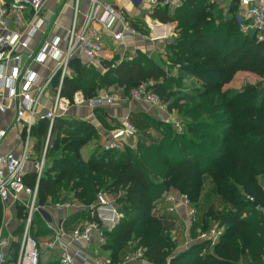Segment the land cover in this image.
<instances>
[{
    "label": "trees",
    "instance_id": "obj_1",
    "mask_svg": "<svg viewBox=\"0 0 264 264\" xmlns=\"http://www.w3.org/2000/svg\"><path fill=\"white\" fill-rule=\"evenodd\" d=\"M237 5L231 2L224 14L217 1L183 0L173 10L155 7L150 18L162 24H179V33L167 48L183 73L210 76L212 80L245 70L264 77V39L255 33H242L233 15ZM102 64L111 79L100 76L102 68L87 67L77 56L71 58L61 95L71 98L81 91L90 98L97 93V86L105 83L114 85L125 96L144 80L164 76L163 69L146 65L134 56L121 61L116 56ZM58 79L55 76L52 85ZM258 85H247L229 94L213 84L206 92L197 91L196 96L202 100L184 109L178 100L174 108L190 119L184 124L185 132L177 133L170 123L151 121L161 133L157 141H140L137 152L91 150L84 154L81 150L96 133L94 127L70 117L56 119L51 129L54 139L45 152L46 165L38 184L39 201L47 203L60 183V188L68 192L62 198L71 197L85 208L96 202L99 192L115 197L125 218L114 230L103 232L104 238L110 240L101 249L110 252L111 264L116 263L131 239L139 242L146 264H243L246 260L264 264V189L258 180L264 176V87ZM162 92L161 88L156 93L167 99L169 94ZM216 110L221 111L214 113ZM104 111L107 109L96 113ZM99 119L103 125L105 118ZM47 128L48 122L39 120L31 127L30 137L36 138L37 144L42 142ZM207 179L210 187L199 201ZM34 180L35 173L28 170L24 182L33 187ZM171 189L186 193L194 205L199 202L201 229L211 220L223 226L209 251L201 253L207 242L199 239L198 243L175 250L162 222L151 214L162 194ZM18 208L19 219L23 208ZM80 218H86L83 209L69 215L67 223L72 227ZM2 220L0 205V225ZM21 229L22 224L14 231L5 264L15 262ZM31 232L36 239L50 233L38 214L33 218ZM135 262L139 261L128 264Z\"/></svg>",
    "mask_w": 264,
    "mask_h": 264
},
{
    "label": "built area",
    "instance_id": "obj_2",
    "mask_svg": "<svg viewBox=\"0 0 264 264\" xmlns=\"http://www.w3.org/2000/svg\"><path fill=\"white\" fill-rule=\"evenodd\" d=\"M46 1L0 0V114L14 109L9 123L0 126V147L12 130L20 129L24 134L19 154L0 149V205L6 213L0 225V264H5L6 249L10 241L15 239L11 234L8 237L1 235L3 229H8L7 225L13 219L11 210L15 207L23 208V214L14 220V231L18 228L16 222L22 224V229L13 264H42L41 250L52 252L55 264H111L109 257L103 258L97 254L98 249L105 243L102 223H108L113 228L122 216L116 213L114 205L103 193H99L96 202L86 208L71 197L48 200L42 204L37 192L45 166L46 146L39 161L32 162L30 130L39 120H46L48 128L45 137L48 141L56 119L69 117V112L74 107L86 108L92 114L89 123L102 131V151L135 150L139 133L130 122L129 113L118 117V126L111 130L102 128L95 113L117 107L126 101L159 110L162 108L161 98L151 87L144 84L131 88L125 96L107 90H99L90 98H86L81 91H76L71 98L62 96V82L70 71L71 58L77 56L83 65L97 66L104 71L102 63L105 60L111 61L118 56L121 61L134 56L135 49L128 48V45L137 38L138 31L124 10L107 0H87L84 10L82 0H70L69 25L64 28L63 35H52L47 29L56 25L57 19H46L43 16ZM68 1L64 0L61 6L65 7V2ZM141 1L150 10L157 6L176 9L183 3V0ZM229 2H237L243 8L235 14L242 33H255L258 38L264 39V0ZM38 35L39 40H36ZM33 40L34 49L30 44ZM32 63L43 67L44 73L33 71L30 68ZM55 76L59 79L54 86L52 81ZM87 119L84 118L86 121ZM170 121L176 131H181L182 125L178 118L171 117ZM31 169L35 173L33 187L24 182L25 174ZM159 203L166 212L175 213L179 217L182 211L190 224L198 221V208L186 193L176 189L165 191ZM80 209L86 212V218L71 228L66 227V218L60 217L61 213ZM35 214L41 217L50 230L43 239H36L31 232ZM220 227L223 229V226ZM221 228L200 231L198 239L213 245L221 235ZM95 234L98 236L96 248L91 247ZM75 244L89 246L91 255L82 249L70 251ZM142 257L143 249L139 247L126 256L123 264Z\"/></svg>",
    "mask_w": 264,
    "mask_h": 264
},
{
    "label": "rangeland",
    "instance_id": "obj_3",
    "mask_svg": "<svg viewBox=\"0 0 264 264\" xmlns=\"http://www.w3.org/2000/svg\"><path fill=\"white\" fill-rule=\"evenodd\" d=\"M143 8L144 9L140 8V12L138 16H135L133 19H131L133 24L136 26V29L138 31V36L135 39L136 40L135 43L133 42V44L130 46V49H135L134 57H136V59L141 60L146 65H148L149 63L150 65H152L157 69H163L164 72V76L159 80H153L151 78H148L144 80L141 84L148 85L149 87L152 88L154 92H157V90L162 88L163 89L162 94L163 95L169 94V95L167 99H162L161 95H159L161 98L160 106H162V108L159 110L161 112H158L159 110L157 109L148 108L145 105H136V103L132 101H126V103L120 104L117 107L108 108L107 112L104 111V113L101 115L96 113L95 114L96 118L98 119L105 118L103 121L104 128L111 130L117 127L118 116H120V113L126 112L130 114L131 116L130 122L138 130L139 133V136L137 137L138 143H140V141H144V142L157 141V137L160 135L161 132L155 129V127L151 124V121L153 122L161 121L166 124L168 123L172 124L170 118L171 117L178 118V120L181 122L182 128L181 131L179 132L174 129L177 133L185 132L186 128L184 127V124L190 123V119L188 116L183 115L182 114L183 112L179 111V108L178 109L174 108L175 103L178 100L180 101H178L177 104L179 105V107L182 106L183 107L182 109L186 108L185 106L197 104L199 101L202 100V98L196 96L197 91L206 92V90L209 89V86L212 87L213 84H215L216 87H219L222 91L229 92V94H232L234 93V91L240 90L247 85L259 86L258 84H260L261 87H264V77H260L245 70H237L232 74L219 76V78L214 77L212 80H209L211 79L210 76H208V78H206V76H203L201 78L198 75L196 76V75L183 73L180 69L179 63L174 58V55H170L167 48L168 42H170L178 35L179 24L173 22L174 25L168 27L167 29L168 32L165 34V38L164 39L157 38L159 36H154L153 33H155V35H159L160 33H162V30L161 28L155 26L157 24L156 20L150 18L151 10L148 9V6L144 5ZM100 76L104 77V79H111L112 77L111 74H109V72L102 71L101 69H100ZM99 90H107L118 94L120 93V90H118L112 84H106V85L105 83L99 84L97 86V91ZM218 111L216 110L214 113H217ZM108 115H111L112 117L111 120L115 121L112 127H110L111 121ZM85 123H88L89 126H91V123L87 121H85ZM172 128H174L173 124H172ZM61 134H63V132H61ZM53 139H54V135L52 132L50 133L48 141L47 138L44 137L43 141L42 142L40 141L37 144L38 141L36 138H34V141L31 142L32 143L31 145H33L34 143V147H33L34 162L39 161L43 149L46 146V150H47L48 146L51 145ZM138 143L135 150H133L134 152L135 151L137 152L139 148ZM91 150L102 151V138L97 134V132L93 133V137L90 139V143L86 144L82 148L81 152L87 154ZM208 180L209 179L205 181L204 187H202L203 190L201 192L199 201L201 200L203 201V197L210 187ZM258 180L264 189V176L263 175L259 176ZM60 184H58L59 186H57L53 190L52 193L53 195L52 197H50V200L53 201L61 200V198L66 196V193H68L67 191L62 190L60 188V186H62V184L61 185ZM103 194H105L106 199L112 205H114L116 213L120 214L122 216L121 219L123 220L125 218V212L120 210L121 206L116 201L115 197H112L111 195H107L106 193ZM70 196H72V193H70ZM211 198L213 199L214 197L212 196ZM195 205L198 208L199 216H198V222H193V224H190L186 218L184 219L178 217V215L175 213L166 212L165 208L162 205H160V203L156 204L151 211V214L162 222V226L164 227V230L166 231L170 242L174 244L175 250L178 248L183 249L192 243H198L197 240L200 231H206L210 228H216V227L221 228L220 227L221 225H219L217 221L211 220L206 228L201 229V227H199L198 225L201 222L200 216L202 215V209L199 205V202H197V204L195 203ZM207 207L208 206H204V210L207 209ZM1 211L3 217V215H5L6 213L2 209V207H1ZM11 212L9 213L12 214L13 219L10 220V223L14 225V220H16V218L18 219L20 208L15 207L14 209L11 210ZM9 213H7L8 217H10ZM16 223H17L16 227H19L20 224L18 222ZM102 228L108 231L114 230L113 229L114 227L111 228L108 223H102ZM223 230L224 228L220 229L221 233L223 232ZM44 237L45 235H42V237L39 236L38 239L40 238L43 239ZM104 239L105 241L110 240V238H106V237ZM205 244H206L205 248L203 250L201 249V253L205 251H209V249L212 247V244H210L209 242ZM139 247L141 246L138 241H132V239L131 241H128L127 245H125L122 248L120 254L118 255L115 264H123L126 256L134 252ZM40 252L42 254V264H47L48 262H52L55 260L54 254L52 252L45 250H41ZM109 253L110 252L108 250H103L101 248H99L97 252V254L103 258L108 256L110 257ZM138 261L139 262L137 264H143V262H146L144 258H140L138 259ZM110 263H112V261ZM243 264H250V260H246V262H244Z\"/></svg>",
    "mask_w": 264,
    "mask_h": 264
},
{
    "label": "crops",
    "instance_id": "obj_4",
    "mask_svg": "<svg viewBox=\"0 0 264 264\" xmlns=\"http://www.w3.org/2000/svg\"><path fill=\"white\" fill-rule=\"evenodd\" d=\"M64 0H47L46 1V5H45V9H44V13L43 16L48 19H57V24L56 25H52V27L48 28L47 31L49 34H55V35H63L64 33V28L67 27L69 25V21H70V15H71V10H70V0L68 2H65L66 6L62 7V3ZM109 3L113 4L114 6L118 7V8H122L124 10V12L126 13V16L129 19H133L135 16L139 15L140 12V8L144 9V2L141 0H107ZM217 2L219 3V6L222 7L224 14H226L227 10L230 8V3L229 0H217ZM237 3V2H236ZM87 4V0H82V9L84 10L86 7H84V5ZM238 4V3H237ZM228 6V7H226ZM170 10H173L171 8H169ZM242 7L238 4L237 8L235 10V12L233 13V15L235 16V14L239 13L242 11ZM149 18V17H148ZM150 19V18H149ZM132 21V20H131ZM156 25L157 27L161 28L162 33H160L159 35H155V33H153L154 36H159L157 38H165V34L168 32L167 29L169 26L174 25V23H166V24H162L158 21H156ZM36 40H39V35L37 37ZM136 40L132 41L129 45L128 48H130V46L133 44V42L135 43ZM31 44V48L34 49V40L30 43ZM25 61V60H24ZM30 68L33 71H36L38 73H44V69L41 66L38 65H34V63H32L30 65ZM137 105V104H136ZM14 114V109H10L9 111H7V113L5 114H0V126H5L6 124L9 123V121L12 119ZM96 114V113H95ZM126 114V112H122L120 113V116L118 117H122V115ZM92 116L91 112L86 109V108H79V107H74L71 109V111L69 112V117L73 120H84V118H88L87 121L90 122L89 117ZM109 119L111 121V126H113L114 122L113 120H111V115H108ZM96 118V116H95ZM98 119V118H97ZM118 119V118H117ZM100 121V120H99ZM98 122V121H97ZM101 124L102 128L107 130L106 128L103 127L102 123ZM97 132V134L102 138V131L101 129L98 130L96 128H94ZM34 141V138L32 137L30 139V144H32L31 142ZM22 131L20 129H16V130H12L9 135L6 137V139L4 140V142L2 143L0 149L2 151H14L16 154H19L21 151V147H22ZM90 143V142H89ZM34 145V143H33ZM33 145H31V161L34 162V156H33ZM86 154V153H85ZM28 167H30V164H28ZM31 168V167H30ZM29 169V168H28ZM73 211V210H72ZM70 213V211L66 210L63 211L60 215V217L62 218H66L65 219V223L67 225L68 228H71V224H68V219H69V215H71L72 212ZM80 211V210H75V212ZM166 211V210H165ZM179 217V216H178ZM181 218H186V216L183 214V212L181 211ZM121 219V218H120ZM82 219H77L78 223L79 221H81ZM8 229H3L1 231V235L4 237H8L10 234L14 235V225L13 224H9L7 225ZM97 238L98 236L95 234L93 236V241H92V246L91 247H97L98 243H97ZM75 249H82L83 251H85L86 253H89L91 255V251H90V247L85 245V244H75L74 247H72V249H70V251H74ZM89 250V251H87ZM109 257V256H108ZM105 258V257H104ZM110 259V258H109ZM143 264H146L145 262H143Z\"/></svg>",
    "mask_w": 264,
    "mask_h": 264
}]
</instances>
